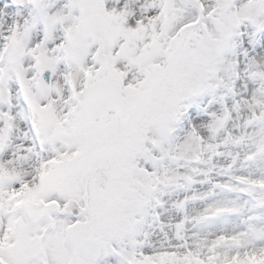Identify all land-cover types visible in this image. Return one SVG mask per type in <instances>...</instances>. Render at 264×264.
I'll use <instances>...</instances> for the list:
<instances>
[{"label": "snow or ice", "instance_id": "obj_1", "mask_svg": "<svg viewBox=\"0 0 264 264\" xmlns=\"http://www.w3.org/2000/svg\"><path fill=\"white\" fill-rule=\"evenodd\" d=\"M0 264H264V0H0Z\"/></svg>", "mask_w": 264, "mask_h": 264}]
</instances>
